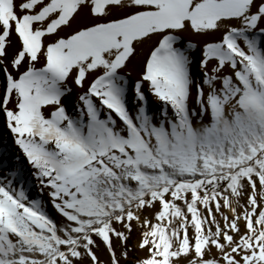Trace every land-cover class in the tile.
Segmentation results:
<instances>
[{
	"label": "snow or ice",
	"instance_id": "snow-or-ice-1",
	"mask_svg": "<svg viewBox=\"0 0 264 264\" xmlns=\"http://www.w3.org/2000/svg\"><path fill=\"white\" fill-rule=\"evenodd\" d=\"M0 120V264H264V0H0Z\"/></svg>",
	"mask_w": 264,
	"mask_h": 264
},
{
	"label": "bare ground",
	"instance_id": "bare-ground-1",
	"mask_svg": "<svg viewBox=\"0 0 264 264\" xmlns=\"http://www.w3.org/2000/svg\"><path fill=\"white\" fill-rule=\"evenodd\" d=\"M141 58V56L134 58L126 70V72L131 73V75L128 77L130 81H134L138 76L141 67ZM198 71V69H194V74L198 73ZM148 99L150 103H155L151 96H149ZM65 103H68V101H65ZM129 107L130 109L132 108L131 97L129 99ZM18 154V149L14 145L10 133L4 127L2 120H0V160H3L4 163L11 167L14 164V157ZM20 165L26 167V162L24 161L23 157L20 159ZM34 189L35 187L31 189V192ZM35 191L37 190L35 189Z\"/></svg>",
	"mask_w": 264,
	"mask_h": 264
},
{
	"label": "rangeland",
	"instance_id": "rangeland-1",
	"mask_svg": "<svg viewBox=\"0 0 264 264\" xmlns=\"http://www.w3.org/2000/svg\"><path fill=\"white\" fill-rule=\"evenodd\" d=\"M30 195H32L33 197H35L37 195V191H35V189L30 193ZM46 199V196H45Z\"/></svg>",
	"mask_w": 264,
	"mask_h": 264
}]
</instances>
